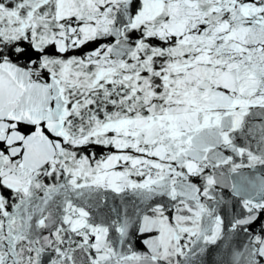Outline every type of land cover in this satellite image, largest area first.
Listing matches in <instances>:
<instances>
[{
  "label": "snow or ice",
  "instance_id": "obj_1",
  "mask_svg": "<svg viewBox=\"0 0 264 264\" xmlns=\"http://www.w3.org/2000/svg\"><path fill=\"white\" fill-rule=\"evenodd\" d=\"M264 264V0H0V264Z\"/></svg>",
  "mask_w": 264,
  "mask_h": 264
},
{
  "label": "water",
  "instance_id": "obj_2",
  "mask_svg": "<svg viewBox=\"0 0 264 264\" xmlns=\"http://www.w3.org/2000/svg\"><path fill=\"white\" fill-rule=\"evenodd\" d=\"M219 258V249L213 247L211 251L203 258L204 264H217Z\"/></svg>",
  "mask_w": 264,
  "mask_h": 264
}]
</instances>
